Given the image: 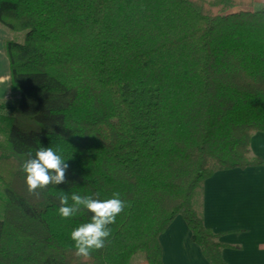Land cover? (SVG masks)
Listing matches in <instances>:
<instances>
[{
    "label": "trees",
    "instance_id": "1",
    "mask_svg": "<svg viewBox=\"0 0 264 264\" xmlns=\"http://www.w3.org/2000/svg\"><path fill=\"white\" fill-rule=\"evenodd\" d=\"M254 0H0L13 99L0 103V264H164L160 237L181 216L210 264H227L205 227V182L264 166V9ZM238 9L239 11H234ZM58 150L67 183L30 194L28 153ZM71 158V159H70ZM119 192L110 242L75 255L59 196Z\"/></svg>",
    "mask_w": 264,
    "mask_h": 264
},
{
    "label": "crops",
    "instance_id": "2",
    "mask_svg": "<svg viewBox=\"0 0 264 264\" xmlns=\"http://www.w3.org/2000/svg\"><path fill=\"white\" fill-rule=\"evenodd\" d=\"M262 9L264 0H254L251 11ZM15 36L0 25V103L14 96L5 44ZM250 150L264 162L263 133L252 138ZM202 206L205 227L226 246L222 255L227 264H264V166L215 173L204 184ZM160 243L164 264H210L181 216Z\"/></svg>",
    "mask_w": 264,
    "mask_h": 264
},
{
    "label": "clouds",
    "instance_id": "3",
    "mask_svg": "<svg viewBox=\"0 0 264 264\" xmlns=\"http://www.w3.org/2000/svg\"><path fill=\"white\" fill-rule=\"evenodd\" d=\"M27 155L22 170L26 174V184L30 194L38 196L49 186L68 182L66 173L69 165L66 161L69 159H65L58 150L41 146L35 151L34 156L31 152ZM71 202L70 204L69 196L61 192L59 215L62 218L69 219L81 209H86L92 214L90 222L81 224L71 232L75 255L89 258L94 251L103 249L106 243L110 242L112 233L110 226L115 224L117 216L129 205L121 199L119 192H114L112 198L103 200L72 193Z\"/></svg>",
    "mask_w": 264,
    "mask_h": 264
},
{
    "label": "rangeland",
    "instance_id": "4",
    "mask_svg": "<svg viewBox=\"0 0 264 264\" xmlns=\"http://www.w3.org/2000/svg\"><path fill=\"white\" fill-rule=\"evenodd\" d=\"M234 11H239V10L235 9ZM15 35H16L15 41L23 42L24 34H15ZM0 155H1V152H0ZM4 199H5L4 190H3V187L0 185V220L4 218ZM132 264H147V263L144 260V257L142 255H138L135 257Z\"/></svg>",
    "mask_w": 264,
    "mask_h": 264
}]
</instances>
